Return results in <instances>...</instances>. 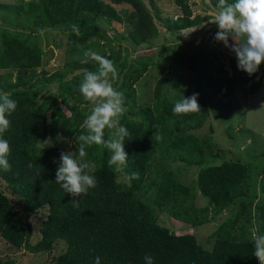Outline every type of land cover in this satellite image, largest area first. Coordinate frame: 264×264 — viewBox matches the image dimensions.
Masks as SVG:
<instances>
[{
  "label": "rangeland",
  "instance_id": "1",
  "mask_svg": "<svg viewBox=\"0 0 264 264\" xmlns=\"http://www.w3.org/2000/svg\"><path fill=\"white\" fill-rule=\"evenodd\" d=\"M216 5L217 0H99L90 11L82 9L80 0H0V93L30 94L36 103H45V145L55 143L61 153L78 151L75 137L84 131L81 125L93 107L83 99L79 84L84 69L97 67L91 60L80 62L88 49L115 64L111 83L123 93L126 108L121 122L146 129L151 112L168 118L166 134L190 137L182 140L181 152L166 157V170L192 189L194 206L205 222L189 226L174 220L171 207L154 203L151 193L142 201L157 209L159 226L192 236L206 252L219 239L254 247L253 229L264 235V64L251 75L240 70L236 54L215 39L219 29L211 21ZM41 25L56 29L34 31ZM194 93L206 115L200 127L189 130L181 124L187 115H174L172 109L177 100ZM110 134L106 129L105 139ZM86 151L96 152L102 161L105 147L92 145ZM110 155L108 151V159ZM224 162L244 163L249 173L231 204L219 211L196 184L201 170ZM111 169L117 190L128 191L126 168ZM0 193L29 232L20 248L0 238V262H59L69 247L44 237L49 205L31 212L22 194L1 177Z\"/></svg>",
  "mask_w": 264,
  "mask_h": 264
},
{
  "label": "trees",
  "instance_id": "2",
  "mask_svg": "<svg viewBox=\"0 0 264 264\" xmlns=\"http://www.w3.org/2000/svg\"><path fill=\"white\" fill-rule=\"evenodd\" d=\"M98 1L80 0V3L82 9L92 11ZM40 29L56 27L41 25L34 31ZM132 40L131 47H137ZM11 97L17 108L7 117L11 124L2 134L10 144L7 159L11 171L0 168V177L22 194L31 212L49 205L44 237L48 241L63 240L69 247V252L56 264H95L97 256L101 264H145V255H151L154 264H259L253 255L254 247L236 240L219 239L211 252L204 251L192 236H178L159 226L157 209L142 201L144 194L151 193L154 203L171 207L174 220L189 226L205 222L194 206L192 189L166 170V157L176 154L178 149L182 151L184 138L190 140L186 134H166L167 117L149 112L146 129L131 128L126 120L121 122L129 133L125 140L129 156L125 168L131 187L126 192L116 188L114 173L108 166V150L105 148L102 161L96 159V152L87 153L86 158L96 165L93 174L97 184L87 195L78 198L79 208H75L70 203L71 195L55 182L61 150L55 143L44 144L48 132L45 103H36L30 94ZM199 105L201 111L186 114L182 119L181 124L189 130L204 122L206 112ZM157 132L163 137L159 141L154 137ZM52 138L55 140L53 134ZM190 148L194 150L193 146ZM185 161L196 163L197 160L186 158ZM132 173H138V178H132ZM248 173L244 163L224 162L201 170L196 187L210 206L221 211L231 204ZM28 236L17 211L0 193V238L20 248ZM0 264L14 263L7 260Z\"/></svg>",
  "mask_w": 264,
  "mask_h": 264
},
{
  "label": "clouds",
  "instance_id": "3",
  "mask_svg": "<svg viewBox=\"0 0 264 264\" xmlns=\"http://www.w3.org/2000/svg\"><path fill=\"white\" fill-rule=\"evenodd\" d=\"M217 15L211 21L218 25L215 35L229 47L238 59V67L249 75L256 73L264 64V0H217ZM231 38L234 43H229ZM94 61L96 70H83V78L79 91L83 99L93 107L90 114L83 120L81 128L84 131L75 137L76 152H62L56 172V183L70 194V203L79 208V197L87 195L90 189L96 187L94 176L96 165L88 160L86 149L92 145H103L110 153L108 166L117 171L127 166L128 154L125 151V140L129 133L121 124V117L126 111L123 93L114 88L111 80L116 76V67L112 60L88 49L83 51L82 64ZM198 93L177 100L172 112L174 115H186L200 110ZM17 108V102L9 93H0V168L11 171L7 157L10 154V144L4 139L11 124L7 118ZM111 134L105 139V130ZM155 140L163 137L159 132L154 134ZM33 165L30 163L29 168ZM132 178H138V173H132ZM253 255L264 264V235H258L253 229ZM145 264H154L151 255L144 256ZM95 264H101L100 257L95 258Z\"/></svg>",
  "mask_w": 264,
  "mask_h": 264
}]
</instances>
